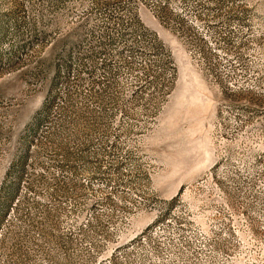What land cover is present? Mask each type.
<instances>
[{
  "label": "rangeland",
  "instance_id": "rangeland-1",
  "mask_svg": "<svg viewBox=\"0 0 264 264\" xmlns=\"http://www.w3.org/2000/svg\"><path fill=\"white\" fill-rule=\"evenodd\" d=\"M0 264H264V0H0Z\"/></svg>",
  "mask_w": 264,
  "mask_h": 264
}]
</instances>
